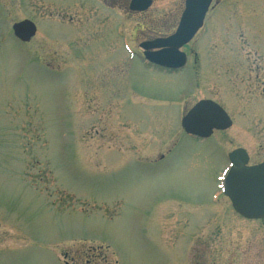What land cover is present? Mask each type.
I'll use <instances>...</instances> for the list:
<instances>
[{
    "label": "rangeland",
    "instance_id": "obj_1",
    "mask_svg": "<svg viewBox=\"0 0 264 264\" xmlns=\"http://www.w3.org/2000/svg\"><path fill=\"white\" fill-rule=\"evenodd\" d=\"M113 1L0 0V264H264V220L221 189L233 150L264 162V0H214L178 76L127 45L173 34L185 0ZM182 88L232 128L182 136Z\"/></svg>",
    "mask_w": 264,
    "mask_h": 264
},
{
    "label": "water",
    "instance_id": "obj_2",
    "mask_svg": "<svg viewBox=\"0 0 264 264\" xmlns=\"http://www.w3.org/2000/svg\"><path fill=\"white\" fill-rule=\"evenodd\" d=\"M213 0H186L177 31L171 37L143 45L145 57L151 63L171 69L185 66L186 55L180 50L203 27L205 16ZM151 0H133L131 10L144 11ZM14 37L29 43L37 33L36 25L24 20L12 27ZM152 49H162L151 52ZM227 113L213 101H201L183 118L182 127L193 137L207 139L214 130L225 131L232 127ZM230 167L223 183V192L230 199L236 213L248 220L264 219V163L249 166L250 158L244 149L229 155Z\"/></svg>",
    "mask_w": 264,
    "mask_h": 264
},
{
    "label": "flooded vegetation",
    "instance_id": "obj_3",
    "mask_svg": "<svg viewBox=\"0 0 264 264\" xmlns=\"http://www.w3.org/2000/svg\"><path fill=\"white\" fill-rule=\"evenodd\" d=\"M111 2H114L113 0H110ZM129 10H130V5H129ZM211 10V9H210ZM147 11V10H146ZM146 11H144V12H146ZM130 12L131 13H144V12H132L131 10H130ZM182 14V13H181ZM181 17V16H180ZM178 24H179V22L177 23V26H178ZM177 26H176V28H177ZM121 28H122V26L121 25H119V23H118V25L116 26V36H118V37H122V36H124L125 38H126V34H124L123 33V31H121ZM176 30V29H175ZM158 38H164V37H153V38H150V39H147V41H143V42H148V41H152V40H155V39H158ZM143 42H141V43H143ZM129 57H130V59H131V61L133 62L134 60V58H136L137 57V59L138 60H141V62L143 63V65H145L148 69L150 68L151 69V71L153 70V71H155V72H157L158 74H161L162 76H164V75H166V76H178V75H181V74H183L185 71H187V68H188V65H189V56L187 55V63H186V66L183 68V69H180V70H175V69H168V68H163V67H160V66H157V65H155V64H152V63H149L148 61H146V60H144L143 59V52H142V50L140 49V51H141V53H135V52H133L131 49H130V47H129ZM139 55V56H138ZM191 90V88L190 89H187V88H182L181 90H179L178 92H177V96L174 98V100H171V99H169V100H167V103H166V107H167V109H170V108H174V109H176V107L178 108V107H181L180 108V110H179V108H178V110H179V112H177V117H176V120L178 119V120H180V123H181V120L183 119V116L185 115V114H187L188 112H189V110L196 104V103H198L199 101H201V100H198V101H196L193 105H185V103H186V95H187V93L189 92ZM202 100H209V99H202ZM163 101V100H162ZM175 102H179V104L180 105H177V106H175V105H173ZM162 107V106H161ZM163 108V107H162ZM181 111V112H180ZM216 133V132H215ZM214 133V134H215ZM213 134V135H214ZM182 136H188V135H186L185 133H184V131L182 130V134H181ZM212 135V136H213ZM193 139V138H192ZM194 140H196V141H199V140H197V139H194ZM162 159H163V156H162Z\"/></svg>",
    "mask_w": 264,
    "mask_h": 264
}]
</instances>
